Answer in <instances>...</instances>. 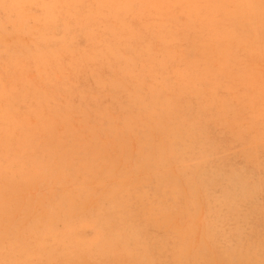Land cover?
<instances>
[{
	"label": "rangeland",
	"instance_id": "1",
	"mask_svg": "<svg viewBox=\"0 0 264 264\" xmlns=\"http://www.w3.org/2000/svg\"><path fill=\"white\" fill-rule=\"evenodd\" d=\"M0 264H264V0H0Z\"/></svg>",
	"mask_w": 264,
	"mask_h": 264
},
{
	"label": "bare ground",
	"instance_id": "2",
	"mask_svg": "<svg viewBox=\"0 0 264 264\" xmlns=\"http://www.w3.org/2000/svg\"><path fill=\"white\" fill-rule=\"evenodd\" d=\"M122 2H123V0H122ZM136 9V8H135Z\"/></svg>",
	"mask_w": 264,
	"mask_h": 264
}]
</instances>
